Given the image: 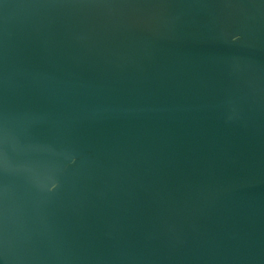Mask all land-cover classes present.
Instances as JSON below:
<instances>
[{"label":"water","instance_id":"1","mask_svg":"<svg viewBox=\"0 0 264 264\" xmlns=\"http://www.w3.org/2000/svg\"><path fill=\"white\" fill-rule=\"evenodd\" d=\"M0 264H264V0H0Z\"/></svg>","mask_w":264,"mask_h":264}]
</instances>
